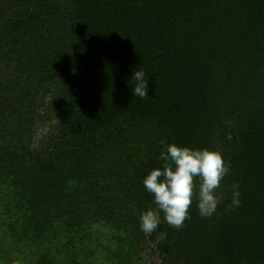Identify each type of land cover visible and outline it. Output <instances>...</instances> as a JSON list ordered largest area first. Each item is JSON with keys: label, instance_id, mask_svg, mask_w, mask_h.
<instances>
[{"label": "trees", "instance_id": "trees-1", "mask_svg": "<svg viewBox=\"0 0 264 264\" xmlns=\"http://www.w3.org/2000/svg\"><path fill=\"white\" fill-rule=\"evenodd\" d=\"M173 142L230 175L211 217L197 178L184 226L146 234L143 178ZM156 258L264 264V0H0V264Z\"/></svg>", "mask_w": 264, "mask_h": 264}, {"label": "clouds", "instance_id": "clouds-1", "mask_svg": "<svg viewBox=\"0 0 264 264\" xmlns=\"http://www.w3.org/2000/svg\"><path fill=\"white\" fill-rule=\"evenodd\" d=\"M127 83L133 97L143 99L149 96V78L141 65L133 68ZM160 160L163 161L162 165L152 169L143 178V186L152 194L153 203L159 211L153 208L141 211V230L151 234L162 222L173 230L182 228L189 218L197 178L200 181L197 194L199 214L202 218L211 217L221 199L217 189L230 175V168L222 153L211 148H193L173 142L162 150ZM239 195L238 186L234 185V205H239Z\"/></svg>", "mask_w": 264, "mask_h": 264}, {"label": "rangeland", "instance_id": "rangeland-1", "mask_svg": "<svg viewBox=\"0 0 264 264\" xmlns=\"http://www.w3.org/2000/svg\"><path fill=\"white\" fill-rule=\"evenodd\" d=\"M153 261L155 262V264H160V259L159 258H156Z\"/></svg>", "mask_w": 264, "mask_h": 264}]
</instances>
